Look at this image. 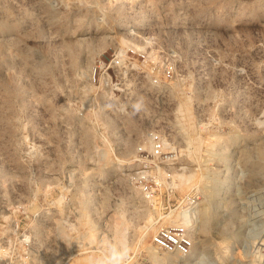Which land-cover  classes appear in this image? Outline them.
<instances>
[{
    "label": "rangeland",
    "instance_id": "1",
    "mask_svg": "<svg viewBox=\"0 0 264 264\" xmlns=\"http://www.w3.org/2000/svg\"><path fill=\"white\" fill-rule=\"evenodd\" d=\"M262 143L264 0H0V264H150L196 192L158 264H264Z\"/></svg>",
    "mask_w": 264,
    "mask_h": 264
},
{
    "label": "built area",
    "instance_id": "2",
    "mask_svg": "<svg viewBox=\"0 0 264 264\" xmlns=\"http://www.w3.org/2000/svg\"><path fill=\"white\" fill-rule=\"evenodd\" d=\"M115 59L114 67L119 68L121 65V60L119 57H116ZM101 66L102 65L100 64V67ZM168 70L171 72V68ZM164 146L165 144L162 135L159 133L153 134L151 148L152 154L155 157L162 156ZM153 171L154 169H150L138 174L139 182L141 183L144 192L147 194V197L150 199H155L158 192L165 188L163 183L160 182L154 174H152ZM200 200L201 195L199 192L190 194L186 197L184 204L181 207L178 206L175 209H171V213L169 215L161 214V216L164 218L167 216H178L180 212L189 209L192 210V218L189 220L188 224H184L181 222V220L177 219L173 223L160 224L157 227L152 236V243L158 250L176 253L180 256H190L192 254L193 246L195 244L193 229L194 209L198 206ZM128 264L145 263L140 262L137 259H132Z\"/></svg>",
    "mask_w": 264,
    "mask_h": 264
},
{
    "label": "bare ground",
    "instance_id": "3",
    "mask_svg": "<svg viewBox=\"0 0 264 264\" xmlns=\"http://www.w3.org/2000/svg\"><path fill=\"white\" fill-rule=\"evenodd\" d=\"M249 152V151H248ZM250 152L256 153L258 156H264V143H262L261 145L254 147V148H250ZM183 177V176H182ZM213 177V176H212ZM210 178V176H209ZM211 180V179H210ZM212 181V180H211ZM217 181V180H216ZM211 183V182H210ZM216 183V182H215ZM213 186H215L213 184ZM211 187V186H210ZM215 188V187H214ZM210 189V188H209ZM209 191V190H208ZM213 192V191H211ZM210 193V192H209ZM208 194V193H207ZM215 194V192H213V195ZM211 200V198L209 199V201ZM180 218L183 220H185L186 222L190 220L191 215L189 213L188 210L183 211L181 214H179ZM204 219H205V224L204 226L206 227L210 221L211 218V212L209 211H205L204 212ZM182 220V221H183ZM186 224V223H184ZM210 225V224H209ZM151 255L150 256V264H158L159 262H168L170 261V259L172 258L173 253L170 252H166V251H162V252H158L157 250H155L153 247L151 248Z\"/></svg>",
    "mask_w": 264,
    "mask_h": 264
},
{
    "label": "clouds",
    "instance_id": "4",
    "mask_svg": "<svg viewBox=\"0 0 264 264\" xmlns=\"http://www.w3.org/2000/svg\"><path fill=\"white\" fill-rule=\"evenodd\" d=\"M126 250L113 249L106 258L97 261V264H125Z\"/></svg>",
    "mask_w": 264,
    "mask_h": 264
}]
</instances>
